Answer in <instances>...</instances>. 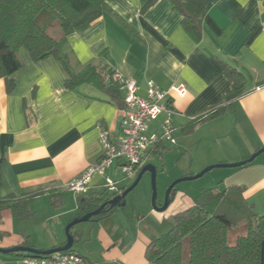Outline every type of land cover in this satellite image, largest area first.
<instances>
[{
  "label": "crops",
  "instance_id": "1",
  "mask_svg": "<svg viewBox=\"0 0 264 264\" xmlns=\"http://www.w3.org/2000/svg\"><path fill=\"white\" fill-rule=\"evenodd\" d=\"M209 2L199 42L184 30L182 14L170 0H158L145 14L140 13V0H107L109 12L71 32L60 45L74 72L88 64H108L116 75L135 81L142 97L150 80L164 90L185 85L186 94H173L171 104L175 142H158L143 163L154 164L157 173L156 162L164 163L168 154L177 161L189 157L188 171L174 176L180 177L209 165L244 161L264 147V0ZM19 57L22 66L13 74L10 92L0 79V158L4 159L0 197L42 194L29 200L23 217L12 208L2 212L0 248L25 245L47 250L66 242L64 229L79 216L80 200L107 189L106 172L95 175L86 192L74 193L66 186L99 161L101 126L119 139L124 108L92 86L67 89L66 72L53 56L33 60L20 48ZM219 61L246 75L245 93L227 104L221 116L186 131L192 121L223 105L231 90L232 80ZM125 93L121 88L123 100ZM166 116L160 113L149 124L148 133L159 135ZM211 174L224 185H244L245 196L248 200L256 197L258 207L264 196V152L244 166ZM68 195L76 198L69 211L50 215L45 208H32L47 198L52 209H59ZM193 198L178 188L163 212L155 211L147 198L141 207L133 202L128 210L117 207L107 216L87 221L81 229L74 226L80 236L78 251L89 264H147L145 251L152 237L163 234L164 222L170 225L174 215L193 205ZM38 212L49 218L61 216L62 226L47 224L45 238L39 239L42 231L31 226ZM258 212L264 214L263 204ZM19 257L18 252H0V264H17Z\"/></svg>",
  "mask_w": 264,
  "mask_h": 264
},
{
  "label": "trees",
  "instance_id": "2",
  "mask_svg": "<svg viewBox=\"0 0 264 264\" xmlns=\"http://www.w3.org/2000/svg\"><path fill=\"white\" fill-rule=\"evenodd\" d=\"M157 1L140 0V13L145 14ZM170 1L173 8L182 14L184 30L199 42L209 0ZM109 11L107 0H0V79L5 82L6 91L10 92L14 87L13 74L22 66L19 50L25 48L33 60L55 57L66 72L67 89L76 90L89 85L124 108L121 95L124 80L117 77L108 64H88L81 71L74 72L68 55L60 50L61 43L71 32ZM44 17L47 19L45 22ZM219 63L232 80L231 90L223 105L192 121L186 131L221 116L227 104L245 93L246 75L231 65ZM158 155L161 157L162 153ZM3 161L1 157L0 186ZM140 170L138 167L135 175ZM221 184L200 189L193 198V205L172 217L170 229L152 237L145 251L147 264H264V214L257 212L245 196L244 185ZM125 188L119 187V190ZM41 194L35 192L21 199L11 195L0 197V218L8 208L20 216L26 215L29 200ZM116 194L106 189L84 197L79 202L78 217L96 210ZM114 210L115 207L107 205L104 213L92 218L100 219ZM70 232L77 243L79 234L73 231V227ZM70 251L80 253L74 248Z\"/></svg>",
  "mask_w": 264,
  "mask_h": 264
},
{
  "label": "built area",
  "instance_id": "3",
  "mask_svg": "<svg viewBox=\"0 0 264 264\" xmlns=\"http://www.w3.org/2000/svg\"><path fill=\"white\" fill-rule=\"evenodd\" d=\"M122 89L126 91L124 97V114L121 120V134L119 139L112 138L111 132L101 126L102 155L99 161L84 172L71 179L67 189L74 193L86 192L95 175L103 176L111 167L114 160L119 161V168L124 175L136 173L142 167L149 150L160 141L175 142L172 128V99L173 94L184 96L187 92L185 85H175L170 90L162 89L156 82H147L146 96L137 93V85L131 79H124ZM167 114L161 125V133L149 134V124L160 113ZM110 192L122 193L114 181L107 180L105 184ZM17 264H89L85 258L74 251L57 252L47 256L34 257L20 255Z\"/></svg>",
  "mask_w": 264,
  "mask_h": 264
},
{
  "label": "rangeland",
  "instance_id": "4",
  "mask_svg": "<svg viewBox=\"0 0 264 264\" xmlns=\"http://www.w3.org/2000/svg\"><path fill=\"white\" fill-rule=\"evenodd\" d=\"M47 19H45V17L43 18V21L45 22ZM169 142V141H166ZM151 160H154L156 162V160L154 158H151ZM189 157L181 160V161H177L174 156H170L168 154V156L164 159V163H159V161L156 162V165L158 166V170L160 169V171L157 173V191H158V203H162L164 201L165 198V194L166 191L169 187V185L176 181L177 179H180L182 177H186L184 176H180V177H174L176 174H178V172L180 171H188L189 168ZM117 160L113 161V165H112V169L111 170H107L106 171V179H110L111 181H116L120 186H126L129 187L135 180L136 175L135 174H131V175H124L120 168H116L117 166ZM223 168H214L208 172H206L203 176L193 179V180H185V181H181L176 185V188L178 189H182L185 191V193L187 194L188 197H195L198 192L200 191V189L202 188H212L217 186V184L219 183L218 180H215L212 176V171H219ZM192 170H196V167L194 166L192 168ZM200 171L194 173V175L200 173ZM188 176H193V175H188ZM173 178V179H172ZM171 180V181H170ZM170 181L167 186L165 187L166 183ZM220 186H225L223 183ZM149 199L150 203H151V199H152V181H151V174L149 172H146L142 179L140 180V182L138 183V185L127 194L126 196V209H130V205H132V203H135V207H141L140 202H144L145 199ZM162 200V202H159V200ZM251 203L254 204V208L255 210L258 212V210L260 209V205L263 204L264 205V196L260 197L258 200V207H256V197L253 199L249 200ZM130 202V204H129ZM261 203V204H260ZM64 205L59 207V209H52V205L50 203V201L45 198V199H39L35 204L32 205V208L34 209H39V208H45L47 211H49L50 215H53L55 213H59L60 211H69L70 209H72L73 207H75L76 205V198L72 195H68L67 197H65V201L63 203ZM140 205V206H139ZM152 206V204H151ZM158 212H163V211H158ZM52 218H49L44 212H38L35 215L34 220H32L31 222V226L39 231H42L38 238L39 239H43L45 238L44 236V229H46L47 224L50 226V228H57L58 226H62V218L61 216H56ZM48 219V221H46ZM172 219V218H171ZM171 219H170V225L168 220H166L162 226L163 229V233L167 232L170 227H171ZM88 225V222H81L75 225V229H81L85 226ZM67 226V225H66ZM66 229V227H65ZM64 229V234L66 236V231ZM162 233V232H161ZM159 233V234H161ZM74 249L76 250H80L81 251V246L77 243L74 244L73 246Z\"/></svg>",
  "mask_w": 264,
  "mask_h": 264
},
{
  "label": "water",
  "instance_id": "5",
  "mask_svg": "<svg viewBox=\"0 0 264 264\" xmlns=\"http://www.w3.org/2000/svg\"><path fill=\"white\" fill-rule=\"evenodd\" d=\"M264 152V147L253 153L248 159L236 163H218V164H213L209 165L208 167L204 168L200 173L193 175V176H186L182 177L180 179H177L176 181L172 182L165 194L164 201L162 203H158V191H157V168L154 164L148 163L145 164L141 167V170L137 174L134 182L129 186L126 187L122 193L113 195L110 199L107 201L103 202L96 210L88 212L84 214L81 217H76L73 219L69 224L66 226V242L63 243L62 245L52 248V249H47V250H42V249H37L31 246H25V245H17L11 248H0V252L2 253H12V252H18V253H25L30 256L34 257H41V256H47L51 255L57 252H63V251H68L71 250L74 246L75 240L74 236L71 234L70 229L74 227L76 224L81 223V222H87L92 219V217L100 215L105 212V208L107 205L110 207H125L126 206V196L129 192H131L140 182L142 179L143 175L146 172H149L151 174V181H152V199H151V204L152 208L155 211H165L170 203L174 200L175 195H176V185L185 180H193L196 178H199L203 176L206 172L214 169V168H234V167H241L244 166L252 161L255 160V158Z\"/></svg>",
  "mask_w": 264,
  "mask_h": 264
}]
</instances>
